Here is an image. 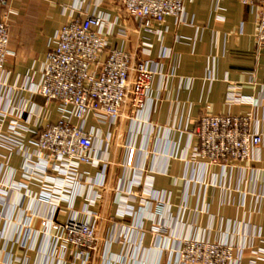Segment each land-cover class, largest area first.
I'll return each instance as SVG.
<instances>
[{"label":"crops","instance_id":"crops-1","mask_svg":"<svg viewBox=\"0 0 264 264\" xmlns=\"http://www.w3.org/2000/svg\"><path fill=\"white\" fill-rule=\"evenodd\" d=\"M8 11L22 22L18 35L9 27L12 55L6 83L15 90L28 77L40 80L49 42L65 24L94 12L109 16L100 33L111 47L144 57L140 46L148 42L158 64L149 122L130 110L117 125L90 120L87 130L96 136L94 155L100 162L79 167L82 181L69 188L70 202H63L55 215L61 224L74 217L84 221L89 213L101 217L99 248L91 264H177L172 251L190 235L245 249L235 264L257 259L253 252L264 250V47L257 44L256 8L243 0H185L187 23L178 25L169 17L150 32L138 28L122 0H0V19ZM231 88L251 102L233 103ZM22 97L38 110L18 120L21 111L16 109L4 127L18 120L26 145L19 150L0 144V190L7 192L0 202V264L11 256L14 264H79L69 255L72 247L54 261L45 258L54 249L41 221L52 215V207L41 200L43 181L33 174L39 159L30 140L61 118L58 105H46L38 95L31 99L27 91ZM207 115H250L254 131L263 135L256 158L227 168L193 164L190 155L198 140L191 131ZM132 147L137 154L130 168ZM143 169V187H132ZM49 176L58 177L54 171ZM15 184L25 189L13 191ZM144 189L153 196H144ZM22 194L26 197L19 205ZM160 195L165 204L159 214ZM120 199L135 208L133 215H120ZM157 225L165 231L158 241ZM160 241L162 248L156 247Z\"/></svg>","mask_w":264,"mask_h":264},{"label":"built area","instance_id":"built-area-1","mask_svg":"<svg viewBox=\"0 0 264 264\" xmlns=\"http://www.w3.org/2000/svg\"><path fill=\"white\" fill-rule=\"evenodd\" d=\"M122 2L128 15L138 22V28L142 31H152L155 24H163L169 17H173L178 25L187 23L185 0ZM243 3L256 8L257 44L264 47V0H243ZM10 12L0 19V144L19 150L26 145L18 120L25 115L37 114L38 109L31 100L26 101L22 97V92L27 91L31 99L35 95L43 97L46 105H58L61 118L34 132V138L30 140L34 155L39 159L33 174L44 185L40 198L52 207V215L41 221L43 234L54 249L45 258L54 261L63 251L72 247L69 255L74 261L91 264L99 248L101 217L96 213H89L84 221L74 217L61 224L55 221V215L63 202H70L69 188L82 181L83 174L79 167L100 162L94 155L96 136L93 131L87 130L90 120L117 125L126 117V111L130 110L142 115L144 122H149V116L155 108L151 93L160 76L158 64L151 57V45L148 42L140 46L144 57H136L123 49L111 47L100 33L109 22V16L94 12L65 24L49 42L40 80L35 82L28 77L25 85L15 90L6 83L10 74L6 66L12 55ZM111 30L113 33L114 26ZM228 97L235 104L251 102V99L237 92L236 88L229 90ZM16 109L21 111L18 120H10L7 129H4ZM68 117L74 118L76 123H72ZM191 132L198 140L190 155V161L196 165L227 168L235 163L251 161L256 158L263 143V135L254 131L250 115L203 116ZM136 154V148L129 149L128 167H134ZM49 171H54L58 177H50ZM145 171H137L136 179L139 180L135 179L132 187H143L142 177L146 174ZM11 189L21 193L25 188L15 184ZM6 194V191L0 190V202ZM144 196L151 198L153 191L144 189ZM25 197V194L21 195L19 205ZM156 201L158 213L163 212L165 195H160ZM119 205L121 216L135 213V208L126 200L120 199ZM153 232L157 241L162 240L164 225L155 226ZM160 243L161 241L156 247L164 246ZM173 253L177 255V264H235L242 261L245 249L228 241L213 242L209 237L190 235L183 237ZM253 253L257 259L251 264L264 260V250ZM14 261L16 259L11 256L7 264H14Z\"/></svg>","mask_w":264,"mask_h":264},{"label":"rangeland","instance_id":"rangeland-1","mask_svg":"<svg viewBox=\"0 0 264 264\" xmlns=\"http://www.w3.org/2000/svg\"><path fill=\"white\" fill-rule=\"evenodd\" d=\"M7 13V12H6ZM6 13H4V14H6ZM4 14L2 15V17L1 18H3V16H4ZM20 16H10V19H9V27H10V30L13 32V33H15L16 35H18V33H19V30L21 29V27H22V22H21V20H20ZM15 40H18V36L16 37V39ZM27 55H24V56H22V61H25V57H26ZM20 57V56H19Z\"/></svg>","mask_w":264,"mask_h":264}]
</instances>
